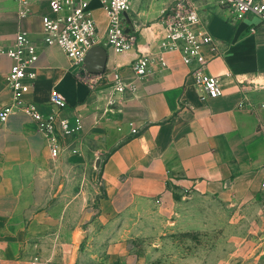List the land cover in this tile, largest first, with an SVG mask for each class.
Listing matches in <instances>:
<instances>
[{"label": "crops", "instance_id": "crops-1", "mask_svg": "<svg viewBox=\"0 0 264 264\" xmlns=\"http://www.w3.org/2000/svg\"><path fill=\"white\" fill-rule=\"evenodd\" d=\"M192 1L214 39L215 49L205 45L202 54L204 71L219 78L217 97H202L190 75L196 63L185 64L177 50L163 51L140 78L131 69L139 55L162 51L159 18L173 0H132L122 22L133 46L115 52L98 44L107 51L104 71L135 83L124 92L89 85L59 46H40L48 0H31L26 16L15 0H0V49L18 31L39 44L24 99L83 122L56 158L27 114L0 123V264H145L165 239L173 243L211 218L223 228L229 219L234 228L258 220L249 230L261 236L255 258H264V22L235 19L216 0ZM90 8L102 34L99 0ZM10 65L0 52V108L11 98ZM53 91L66 108L50 104Z\"/></svg>", "mask_w": 264, "mask_h": 264}, {"label": "built area", "instance_id": "built-area-1", "mask_svg": "<svg viewBox=\"0 0 264 264\" xmlns=\"http://www.w3.org/2000/svg\"><path fill=\"white\" fill-rule=\"evenodd\" d=\"M21 16L30 11L31 0H15ZM217 4L228 10L235 19L254 14L264 22V1L262 0H216ZM91 0H48L49 13L41 16V45H57L65 53L78 76L91 86L109 83L117 92L135 89L134 82H126L115 69L92 73L83 68L86 51L93 45L102 44L115 52L130 49L136 36L124 31L122 14L126 12L132 0H99L103 9L106 26L102 34L98 33L96 19L90 8ZM161 52L141 54L131 63V69L137 78L144 76L149 66L157 59L163 61L162 52L177 50L185 64L192 62L196 66L190 75L193 84L201 91L202 97H217L222 93L218 76L204 71L207 58L202 54L205 45H212V35L201 26L197 5L192 0H173L160 15ZM39 44L25 31L15 34L12 45L1 48L11 65L6 73L10 88V102L0 108V123L15 112L20 111L35 122L38 131L45 137L52 158L64 148V141L83 128L79 115L61 116L58 111L42 113L37 104L24 99L35 79L34 63L38 57ZM215 49V46H213ZM50 104L58 110L67 107L66 100L57 92L50 95ZM135 131V130H133ZM264 186V182L262 183Z\"/></svg>", "mask_w": 264, "mask_h": 264}, {"label": "rangeland", "instance_id": "rangeland-1", "mask_svg": "<svg viewBox=\"0 0 264 264\" xmlns=\"http://www.w3.org/2000/svg\"><path fill=\"white\" fill-rule=\"evenodd\" d=\"M245 208L242 207L243 210ZM232 213V210H226L227 217ZM260 215V226L264 228V213ZM229 220L226 228H223L220 218H211L208 225H203L188 236H178L173 243L165 239L161 251L151 254L145 264H264V258L256 259L257 251L252 249L261 236L249 230L258 220L242 218L241 225L236 228L229 225ZM175 244H178V249L173 248ZM185 244L190 247L188 251L183 250Z\"/></svg>", "mask_w": 264, "mask_h": 264}, {"label": "water", "instance_id": "water-1", "mask_svg": "<svg viewBox=\"0 0 264 264\" xmlns=\"http://www.w3.org/2000/svg\"><path fill=\"white\" fill-rule=\"evenodd\" d=\"M107 51L101 45L91 46L85 53L83 68L92 73L102 72L105 69Z\"/></svg>", "mask_w": 264, "mask_h": 264}]
</instances>
